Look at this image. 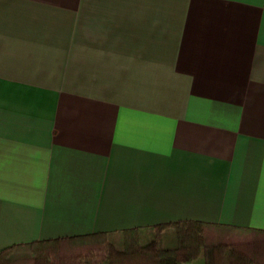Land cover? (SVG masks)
I'll return each mask as SVG.
<instances>
[{
  "label": "crops",
  "instance_id": "crops-1",
  "mask_svg": "<svg viewBox=\"0 0 264 264\" xmlns=\"http://www.w3.org/2000/svg\"><path fill=\"white\" fill-rule=\"evenodd\" d=\"M185 220L264 230V0H0V251Z\"/></svg>",
  "mask_w": 264,
  "mask_h": 264
},
{
  "label": "trees",
  "instance_id": "trees-1",
  "mask_svg": "<svg viewBox=\"0 0 264 264\" xmlns=\"http://www.w3.org/2000/svg\"><path fill=\"white\" fill-rule=\"evenodd\" d=\"M218 227L239 237L246 231L262 236L209 241L208 229ZM165 229L173 230L174 241L163 239ZM129 233L121 232L120 240L97 232L14 244L0 251V264H264V230L185 220Z\"/></svg>",
  "mask_w": 264,
  "mask_h": 264
},
{
  "label": "rangeland",
  "instance_id": "rangeland-1",
  "mask_svg": "<svg viewBox=\"0 0 264 264\" xmlns=\"http://www.w3.org/2000/svg\"><path fill=\"white\" fill-rule=\"evenodd\" d=\"M166 232V234H164L163 239L168 240V234H171L173 232V230L171 229H165L162 230L161 233ZM160 233V234H161ZM262 234H259L258 232H254V231H246L243 232V234L241 235V237L236 236V235H232L231 230H227L225 228H211L208 229V240L209 241H229L231 239V241H248V240H252L257 239L259 237H261ZM258 240V239H257Z\"/></svg>",
  "mask_w": 264,
  "mask_h": 264
}]
</instances>
